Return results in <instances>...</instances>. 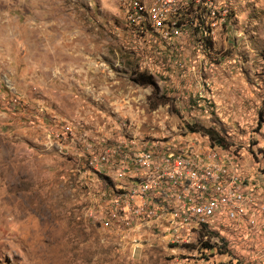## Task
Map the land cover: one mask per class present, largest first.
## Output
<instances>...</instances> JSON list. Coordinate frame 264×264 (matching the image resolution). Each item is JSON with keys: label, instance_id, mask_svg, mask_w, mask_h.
Masks as SVG:
<instances>
[{"label": "rangeland", "instance_id": "374dc122", "mask_svg": "<svg viewBox=\"0 0 264 264\" xmlns=\"http://www.w3.org/2000/svg\"><path fill=\"white\" fill-rule=\"evenodd\" d=\"M121 2L0 0V264H261L264 0H217L230 13L203 54L184 38L141 48ZM64 124L76 141L59 138ZM192 126L217 131L256 189L254 230L223 226L187 243L158 221L118 231L94 219V193L109 181L80 158L79 137L216 145Z\"/></svg>", "mask_w": 264, "mask_h": 264}, {"label": "built area", "instance_id": "2783aa9c", "mask_svg": "<svg viewBox=\"0 0 264 264\" xmlns=\"http://www.w3.org/2000/svg\"><path fill=\"white\" fill-rule=\"evenodd\" d=\"M229 7L217 0L121 2L127 38L141 48L160 42L162 49L174 50L172 44L184 38L199 54L211 47L219 24L227 22ZM58 136L76 141L77 132L64 124ZM77 140L86 166L109 181L92 201V216L103 227L120 231L158 221L168 240L187 243L204 232H222L223 226L257 227L256 189L243 186L238 165L218 144L196 146L189 139L179 146L138 136Z\"/></svg>", "mask_w": 264, "mask_h": 264}, {"label": "trees", "instance_id": "16d2710c", "mask_svg": "<svg viewBox=\"0 0 264 264\" xmlns=\"http://www.w3.org/2000/svg\"><path fill=\"white\" fill-rule=\"evenodd\" d=\"M136 79H138L139 83L143 86L153 87V92L155 94H157L159 92L158 83L152 74L147 73L145 71H141L138 73ZM191 130L194 132L200 131L203 134L208 135L210 137V139L215 144L225 145V139L217 131H215L213 128H209V127H205V126H201V127L192 126Z\"/></svg>", "mask_w": 264, "mask_h": 264}, {"label": "bare ground", "instance_id": "6f19581e", "mask_svg": "<svg viewBox=\"0 0 264 264\" xmlns=\"http://www.w3.org/2000/svg\"><path fill=\"white\" fill-rule=\"evenodd\" d=\"M98 256V255H97ZM100 257V256H99Z\"/></svg>", "mask_w": 264, "mask_h": 264}]
</instances>
